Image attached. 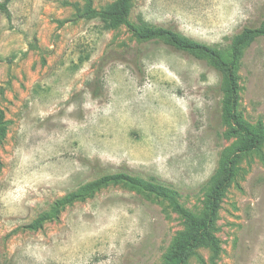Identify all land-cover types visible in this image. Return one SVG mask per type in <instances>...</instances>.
<instances>
[{"label": "rangeland", "instance_id": "rangeland-1", "mask_svg": "<svg viewBox=\"0 0 264 264\" xmlns=\"http://www.w3.org/2000/svg\"><path fill=\"white\" fill-rule=\"evenodd\" d=\"M88 0H11L0 13V264H167L188 226L165 199L110 184L33 221L106 172L127 168L178 191L202 217L234 158L212 232L187 264H264V142L228 133L220 74L163 40L138 41L121 24L78 17ZM117 0H92L102 8ZM174 26L228 54L232 37L264 19V0H134L138 18ZM238 112L264 126V37L237 67Z\"/></svg>", "mask_w": 264, "mask_h": 264}, {"label": "trees", "instance_id": "trees-1", "mask_svg": "<svg viewBox=\"0 0 264 264\" xmlns=\"http://www.w3.org/2000/svg\"><path fill=\"white\" fill-rule=\"evenodd\" d=\"M10 1L0 0V13L8 19L11 18ZM133 7L134 0H117L102 8L94 7L92 0H88L83 8L77 7V10L78 17L88 21L96 20L104 30L124 24L140 42L163 40L175 50L208 59L212 67L220 74L219 88L224 94L220 108L221 121L230 127L228 133L241 135L245 139L234 152L235 155L256 149L263 143L264 126L262 122L251 126L237 110L239 100L237 67L241 63L245 49L258 38L264 37V19L259 25L245 26L235 34L230 41L227 54L224 49L189 37L174 26L154 24L142 17H139L136 23L131 22L130 14ZM5 136L4 112L0 110V139ZM233 177L234 158L230 157L227 160L224 176L215 183L209 194L205 214L199 217L180 204L178 191L173 187L160 182L155 177H145L132 173L127 168H121L114 172L103 173L81 185L77 190L57 199L51 209L40 214L31 226L41 227L45 221L56 218L67 204L93 196L96 191L105 186L124 183L136 191L153 194L167 200L173 209L184 218L188 229L176 237L166 260L167 264H187L190 251L201 244L208 243L215 254L219 252L220 241L212 229L220 208L222 195Z\"/></svg>", "mask_w": 264, "mask_h": 264}]
</instances>
